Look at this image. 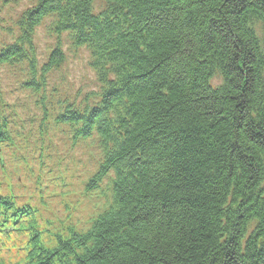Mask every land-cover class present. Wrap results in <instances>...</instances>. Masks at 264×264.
<instances>
[{"label":"trees","instance_id":"trees-1","mask_svg":"<svg viewBox=\"0 0 264 264\" xmlns=\"http://www.w3.org/2000/svg\"><path fill=\"white\" fill-rule=\"evenodd\" d=\"M102 1L107 9L95 16V0H37L0 64L31 79L24 88L39 96L43 142L54 108L47 81L66 61L62 36L89 54L97 112L75 102L56 122L75 143L112 145L105 168L91 158L102 168L82 181L85 199L106 203L91 222L53 234L31 209L0 199V264L38 251L80 264H264V0ZM47 17L56 48L39 64L36 31ZM103 107L118 114L99 125ZM15 215L25 222L12 244L5 230Z\"/></svg>","mask_w":264,"mask_h":264},{"label":"rangeland","instance_id":"rangeland-1","mask_svg":"<svg viewBox=\"0 0 264 264\" xmlns=\"http://www.w3.org/2000/svg\"><path fill=\"white\" fill-rule=\"evenodd\" d=\"M37 0H28V2L30 3L31 7L23 9V10H17L16 8H13L12 11H16L17 15L16 16H6V20L11 23L14 22V27L17 26L20 28L19 26V21L21 18V16L24 14V12H26L29 9H32L34 5L37 4L36 2ZM9 2H11V0H9ZM22 2V0H15L14 3H11L13 5H19ZM3 5L0 2V6ZM92 5H94L93 7V14H102L106 11L107 6L105 5V3L102 0H95L94 3H92ZM105 5V6H104ZM51 16V15H49ZM2 17H4L2 15ZM10 17V18H9ZM12 21H11V20ZM52 19V18H51ZM53 20V19H52ZM49 17H47L46 19L42 20L39 23L36 35H38L39 37V50L40 53L46 57V55L49 53V49L54 47V41H52L47 35V29H48V25H49ZM12 24V23H11ZM5 25H3L2 21L0 20V27H4ZM11 34L14 33V35H16L18 33V31L16 30V32L10 30ZM20 34V33H19ZM80 52V51H79ZM75 54V53H73ZM75 54L76 56H74V60L75 63H72V56H70L68 58V65L65 69V81L68 83V85H70L71 87H78L80 85H82L83 83L85 84V86L87 88L93 87V81H96V77L93 76V71L89 68L90 63L89 62V55L88 53L84 50L83 52ZM88 68V69H86ZM91 71H90V70ZM81 70H85L86 74H82V72H80Z\"/></svg>","mask_w":264,"mask_h":264},{"label":"bare ground","instance_id":"bare-ground-1","mask_svg":"<svg viewBox=\"0 0 264 264\" xmlns=\"http://www.w3.org/2000/svg\"><path fill=\"white\" fill-rule=\"evenodd\" d=\"M0 2H2V0H0ZM7 5H9V4H6V5H1L0 6V20L2 21V23H3V25H5L4 27H1L0 28V32H7V31H10V30H12V31H14V32H16V30L18 31V34L20 33V31H21V29L22 28H24V24L25 25H31V21H28V22H25V21H23L22 20V18H19L20 19V21L18 22L19 23V26H20V28L18 27V29H17V26H15L14 27V22H11V23H9L7 20H6V16H4L2 13H3V11H4V9H5V7L7 6ZM2 15L4 16V17H2ZM95 16H99V14H96ZM107 16V15H106ZM109 16V15H108ZM10 18V17H9ZM11 20V19H10ZM12 21V20H11ZM104 21H106V20H104ZM108 21H111V20H108ZM99 25V24H98ZM10 36L11 37H9V38H7L6 40L5 39H3L2 40V42H4V43H7V42H9V43H7L10 47L11 46H13L14 44H16L19 40H18V38H14V33L13 34H10ZM10 40H12V41H10ZM70 56H72V63H75V60H74V56H76L75 54H70L69 55V57ZM90 62V61H89ZM89 62H87V63H89ZM86 69H88V68H86ZM90 70V69H89ZM91 71V70H90ZM80 72H82V74L84 73V74H86V71L85 70H81ZM77 103H81V100L80 99H78V102ZM71 105H75V102H71L70 103ZM119 107V106H118ZM117 114H118V110H115V109H113V108H110V107H103L102 108V110L99 112V113H97L96 114V117H98L99 118V120H100V122H99V125H102L105 121L104 120H106V115H108V116H110V118L113 116V117H116L117 116ZM90 121V120H89ZM92 122H95L94 121V119L92 118ZM83 126H81V128H82ZM79 129H80V127H79ZM81 130V129H80ZM86 132H88V130H86ZM102 166H103V168H105V166H106V164H103L102 163ZM102 166H101V168H102ZM113 169H115V165L113 166ZM261 194V196L262 197H264V194L263 193H260Z\"/></svg>","mask_w":264,"mask_h":264},{"label":"clouds","instance_id":"clouds-1","mask_svg":"<svg viewBox=\"0 0 264 264\" xmlns=\"http://www.w3.org/2000/svg\"><path fill=\"white\" fill-rule=\"evenodd\" d=\"M31 7L30 3L28 2V0H22V2L19 5H13V4H9L5 7L4 11H3V15L4 16H16L17 12L16 11H12L13 8H16L17 10H23L26 8ZM93 76H95V72L92 73Z\"/></svg>","mask_w":264,"mask_h":264}]
</instances>
